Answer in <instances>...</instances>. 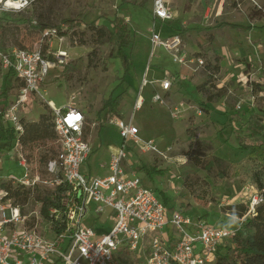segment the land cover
Returning a JSON list of instances; mask_svg holds the SVG:
<instances>
[{
    "label": "rangeland",
    "instance_id": "rangeland-1",
    "mask_svg": "<svg viewBox=\"0 0 264 264\" xmlns=\"http://www.w3.org/2000/svg\"><path fill=\"white\" fill-rule=\"evenodd\" d=\"M166 1L172 19L157 20L156 30L163 37L171 32L180 35L188 58L203 60L196 72L184 69L178 73L182 68L172 62L162 46H154L151 54L152 0H135L141 5L120 4L121 0H33L20 10H4L5 47H38L39 31L32 27L37 23L67 28L68 35L60 47L68 52V57L64 64L50 67L44 85L45 99L51 100L57 108L71 103L86 110V139L93 149L82 170L93 176L108 173L111 151L108 145L120 146L121 143V136L113 129V121L116 117L126 119L130 116L148 66L146 76L151 84L143 89L144 102L135 112L133 124L144 140L152 139L163 154L133 151L123 166L128 172L135 170L160 200L166 197L169 211L178 209L213 225L223 217L227 207L239 204L243 197L242 186L246 181H242L240 175L232 176L234 171H242L246 154L237 148V139L245 144L262 141L261 137H252L249 133L253 122L259 118L250 83L264 86V0ZM116 15L127 17L132 38L126 52L133 62L126 74L120 59L112 57L116 44L105 40L103 35L111 30L110 21ZM226 23L253 28L249 31L231 29ZM52 41V48L57 49L58 39ZM164 76L172 79V90L162 103L153 102L152 95ZM11 81L12 78L0 69V111L16 94V89L7 96L1 92ZM110 94L114 101L118 99L114 112H103L97 119L96 110ZM202 103L209 108L208 113L202 110ZM45 105L44 101L36 100L25 118L38 117ZM89 123L92 125L91 139H88ZM96 123L107 124L103 129L105 139L97 136ZM188 129L195 130L194 134H189ZM39 144L58 151L56 140L45 139ZM22 152L24 156L33 153L34 157L37 153L35 149ZM22 152L14 148L0 150V177H23L25 168L19 158ZM187 152L200 157L203 165L213 162L214 155L223 157L227 161V177L220 183H213L216 166L207 176L203 167L188 159ZM142 164L166 170L163 174L147 176L138 170ZM27 166L30 173L34 170L39 173V165L33 159H28ZM193 176L208 183L206 188L203 185L195 189L197 194L189 192L183 184ZM33 196L21 205V211L30 221L33 216L38 218V226L42 228L46 222L39 213L40 202ZM92 209L91 204L85 223L92 225L98 234L108 231L112 222L106 221L107 212L96 218ZM126 261L130 264V258Z\"/></svg>",
    "mask_w": 264,
    "mask_h": 264
},
{
    "label": "built area",
    "instance_id": "built-area-1",
    "mask_svg": "<svg viewBox=\"0 0 264 264\" xmlns=\"http://www.w3.org/2000/svg\"><path fill=\"white\" fill-rule=\"evenodd\" d=\"M32 1L28 0L17 9L0 0V13L7 9L20 10ZM151 15V54L154 46H162L174 64L191 72L199 70L203 60L188 58L177 32L163 37L156 30L157 20L172 19L168 2L152 0ZM123 18L128 21L127 17ZM62 30L67 28L63 26ZM66 35L60 34L56 27H48L40 39V44L46 46L44 52L38 47L0 50V69L20 83L13 99H9L0 111L3 122L18 136L22 131L21 117H25L36 100L44 101L51 108L58 144L56 157L46 163L47 178L35 170L30 173L25 158L19 154L25 172L21 179L12 178L13 183L27 187L41 184L49 188L66 183L68 187L62 209L48 210L51 218L62 226L58 232L52 229V221H45L40 228L39 219L34 217L30 224L20 207L0 188V264H128L127 258L130 264H214L219 247L234 236L235 226L221 222L211 225L181 210L169 211L135 170L128 172L123 166L133 151L163 154L152 139L141 138L139 128L133 124V116L144 101L142 89L151 84L146 76L148 66L130 116L126 119L116 117L113 121L121 143L110 156L108 174L93 176L82 170L92 152L84 137L82 110L71 103L57 108L51 100L45 99L44 85L50 67L64 64L68 57V52L60 47ZM54 38L58 39L57 49L52 48ZM172 84V79L164 76L158 83L159 91L156 89L151 100L162 103ZM260 95L264 97V91ZM242 196L240 203L247 205L244 216L251 215L256 206L264 202V186L257 188L246 182L242 186ZM91 204L96 218L107 212L106 221L112 222L108 231L98 234L92 225L85 223Z\"/></svg>",
    "mask_w": 264,
    "mask_h": 264
},
{
    "label": "trees",
    "instance_id": "trees-1",
    "mask_svg": "<svg viewBox=\"0 0 264 264\" xmlns=\"http://www.w3.org/2000/svg\"><path fill=\"white\" fill-rule=\"evenodd\" d=\"M123 3L141 5L140 3L135 2V0H121L120 4ZM5 14V12L0 13V50L6 49L4 42L6 28L3 23V17ZM66 21L67 20H64V22ZM110 23L112 26L111 30L105 31L103 35L105 36V40L111 42L113 41V43L116 44V49H114L111 54L113 58L118 57L120 59L124 69V74H126L128 73L133 62L129 56V52H126V49L130 48L132 44L130 30L126 20L121 16H114ZM226 25L231 29L237 28L247 31L253 28V26L250 25L234 23H226ZM32 27L37 28L41 39L43 30L45 28L55 26H50L46 23H37L34 26L32 25ZM56 28L59 30L60 34H68V30H62V27ZM38 48L44 52L46 46H44L43 43H39ZM5 74L6 76L12 78L11 83H6L1 91L7 96L11 90L16 89L17 92L20 83L14 79L10 73ZM250 84L253 103L256 106V111L259 118H256L253 122L249 135L252 137H261L262 141L259 143L245 144L241 142V139H237V148L246 152V154L241 167L242 171H234L232 176L240 175L242 177V181L250 182L257 188H262L264 186V125L262 124L264 119V108L262 105L264 104V97L261 96L260 93L264 91V86H262L260 83L254 82H251ZM117 104L118 99L114 101L112 94H110L107 99L102 101L97 115H101L103 111L111 113L114 112V108L117 106ZM43 108L44 111L40 113L36 119L21 117L20 123L22 125V131L18 136L12 127L1 121L0 141L2 142V145L0 146V150L9 151L12 148L17 147V149L22 152L23 149L29 151L35 149L37 152L36 157L33 156V153H29V155L26 154L25 156L23 155V152L21 154L27 163L28 159H33L35 162H37L39 165V173L43 176H47L46 163L50 159L55 158L57 152L53 151L52 148H46L44 145L41 146L39 143L45 139L56 140V134L53 126L51 108L47 105H45ZM201 108L205 113L209 112V108L206 107L205 103L201 104ZM187 132L193 135L195 130L193 132L188 129ZM84 137L86 139L85 130ZM186 155L188 159L191 160L196 166L203 167L207 172V176H209V173H211L213 166H216V170L213 175V183H220L222 178L227 177V161L223 157L214 155L213 162L203 165L200 157L189 152H187ZM138 170L143 171L147 176H152L153 174H163L166 169L157 167L153 164H142L139 165ZM13 181L14 180L12 178H0V188L7 192V198L12 199L13 203L18 205L21 210V205L26 203L30 196L34 194V200L40 202L39 213L41 218L46 222L52 221L50 223L52 229L56 232L60 231L62 226L54 221L53 217L51 218L48 210L62 209V199L68 189L67 184L60 183L54 188H49L41 184H38L34 187H27L20 183H13ZM201 183L202 185H200ZM183 184L189 192L197 194V190L195 191V189L203 185L206 188L208 183L206 180L201 181L198 179V177L193 176L190 179H185ZM160 201L164 204V206L167 207L168 200L166 197ZM167 208L170 209V207ZM246 212L247 205L245 203H239L237 205H230L227 207V211L224 213L219 222L230 226H235L236 231L234 236L228 238L225 243L219 247L214 264H264V202L256 206L255 212L253 214L244 216ZM33 222L34 216L32 217L31 221H29V223L32 224ZM168 228L170 230V226Z\"/></svg>",
    "mask_w": 264,
    "mask_h": 264
},
{
    "label": "crops",
    "instance_id": "crops-1",
    "mask_svg": "<svg viewBox=\"0 0 264 264\" xmlns=\"http://www.w3.org/2000/svg\"><path fill=\"white\" fill-rule=\"evenodd\" d=\"M172 33H174V32H171L170 34H172ZM169 35V34H168ZM188 70V69H187ZM185 70H184V68H182L181 69V71L180 72H178V73H181V72H184ZM140 85V84H139ZM147 86V85H146ZM146 86H144L143 87V89L146 87ZM157 86H158V84H157ZM139 88V87H138ZM143 89H142V94H143ZM156 89H158V87H156ZM171 90H172V87H171V89H170V91H168V92H166L165 93V96L169 93V92H171ZM165 96H164V99H165ZM135 97H136V95H135ZM144 98V97H143ZM144 102V101H143ZM100 107H101V105H100ZM99 107V108H100ZM99 108L96 110V116H97V119L99 118V116L97 115V112H98V110H99ZM81 109V108H80ZM82 110V112H83V114H84V117H85V119H86V116L88 115L87 114V112H86V110L85 109H81ZM103 112H106V111H103ZM102 112V113H103ZM101 113V114H102ZM108 113V112H107ZM27 118H32V119H36L37 117H28L27 116ZM106 125L107 124H105V126H102L100 123H96V125H95V131H96V134H97V136L99 137V139H105L104 138V136H103V129L104 128H106ZM88 127L90 128L89 129V136H88V139H91V136H90V130L92 129V125H90V123H89V125H88ZM85 123H84V130H85ZM113 129L117 132V130H116V128L113 126ZM118 133V132H117ZM139 135H140V137L141 138H143V136L141 135V133H140V131H139ZM143 139H145V138H143ZM87 140V139H86ZM88 142H89V144H90V140H87ZM101 143V142H100ZM90 146H91V144H90ZM119 146H113V145H108V148L109 149H111V151H110V156H111V154L112 153H115L116 151H117V148H118ZM91 148H92V146H91ZM93 149V148H92ZM92 153V152H91ZM110 156H109V160H110ZM108 174V173H107ZM106 175V174H105Z\"/></svg>",
    "mask_w": 264,
    "mask_h": 264
},
{
    "label": "clouds",
    "instance_id": "clouds-1",
    "mask_svg": "<svg viewBox=\"0 0 264 264\" xmlns=\"http://www.w3.org/2000/svg\"><path fill=\"white\" fill-rule=\"evenodd\" d=\"M28 0H8L9 6L16 7L17 9L26 5Z\"/></svg>",
    "mask_w": 264,
    "mask_h": 264
},
{
    "label": "bare ground",
    "instance_id": "bare-ground-1",
    "mask_svg": "<svg viewBox=\"0 0 264 264\" xmlns=\"http://www.w3.org/2000/svg\"><path fill=\"white\" fill-rule=\"evenodd\" d=\"M1 1H5V4H6L7 6H9V4H8V0H1ZM9 7H13V6H9Z\"/></svg>",
    "mask_w": 264,
    "mask_h": 264
}]
</instances>
